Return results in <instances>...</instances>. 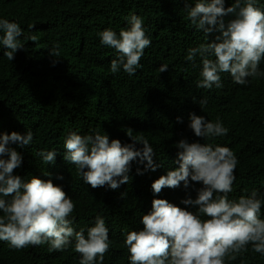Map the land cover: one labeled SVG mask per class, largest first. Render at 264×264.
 Segmentation results:
<instances>
[{"label":"trees","instance_id":"trees-1","mask_svg":"<svg viewBox=\"0 0 264 264\" xmlns=\"http://www.w3.org/2000/svg\"><path fill=\"white\" fill-rule=\"evenodd\" d=\"M194 2L0 0V17L18 22L24 33V48L11 61L0 47V134L33 133L31 145L17 149L23 161L14 174L48 179L44 173H51L53 184L62 186L75 205L72 226L76 230L92 226L97 215L104 217L111 245L103 264H128L124 235L142 228L140 216L150 211L154 198L151 183L178 167L174 144L181 138L207 142L187 127L189 113L210 121L219 118L228 129L227 135L211 143L228 147L238 160L229 199L252 190L264 199V78H250L247 86H240L223 73L222 88L196 87L201 65L198 58L195 65L185 59L187 49L208 41L187 19L185 6ZM233 2L225 0V6ZM259 6L264 8V0ZM132 14L143 19L151 44L134 75L111 74L115 50L102 47L97 33L104 29L119 33L128 27L126 18ZM31 36L35 42L24 38ZM54 45L59 46V55L50 56ZM161 64H167L168 70L159 73ZM259 67L264 71V60ZM71 132L106 133L110 141L118 139L122 144L132 142L128 135L143 136L154 149L156 171L137 175L136 169L143 165L133 162L129 184L116 190L93 189L63 159V141ZM40 150H56L55 163L43 165L36 155ZM58 175L63 179H56ZM192 183L194 188L187 191L195 198L194 189L200 185ZM185 195L182 187L163 188L155 198L185 207L179 203ZM79 258L72 244L64 251L50 252L47 244L14 250L0 241V264H79ZM225 264H264V256L249 246L234 259L226 257Z\"/></svg>","mask_w":264,"mask_h":264},{"label":"clouds","instance_id":"clouds-1","mask_svg":"<svg viewBox=\"0 0 264 264\" xmlns=\"http://www.w3.org/2000/svg\"><path fill=\"white\" fill-rule=\"evenodd\" d=\"M260 2L234 0L226 7L225 0H195L192 6H185L190 25L208 41L187 49L185 57L194 65L197 58L200 61L197 88H222L223 73L240 86H247L250 78H264L259 67L264 60V8ZM226 17L230 19L226 21ZM126 20L128 27L119 33L104 29L97 36L102 47L115 50L110 73L123 71L132 76L141 67L139 62L151 39L140 16L132 14ZM23 36L18 22L0 17V47L6 49L4 55L10 61L17 50L24 48ZM24 38L33 42L36 39ZM58 47L53 46L50 56L59 55ZM167 70V64L158 69L159 73ZM177 122H182L180 117ZM187 127L195 137L207 142L190 143L181 138L174 144V163L178 167L151 183L154 198L150 211L140 216L142 228L124 235L128 264H225L226 257L234 259L249 246L264 256V199L258 197L256 190L229 199L238 160L228 147L211 143L227 135L228 129L219 118L210 121L194 113H189ZM128 136L132 142L122 144L118 139L110 141L106 133L71 132L63 141V159L74 165L83 184L93 189L116 190L130 183L133 162L143 165V169H136L137 175L157 168L149 140ZM32 142L30 130L24 134H0V241L14 250L47 244L50 252L64 251L72 244L79 254V264H103L111 245L104 217L97 215L92 226L76 230L72 226L75 205L62 186L53 184L51 173H44L48 179H25L14 174L23 161L17 149ZM36 155L43 165H51L57 151L40 150ZM56 179L63 177L58 175ZM192 182L200 185L194 189L195 198L187 191L194 188ZM180 187L186 195L179 203L185 207L155 198L163 188Z\"/></svg>","mask_w":264,"mask_h":264}]
</instances>
